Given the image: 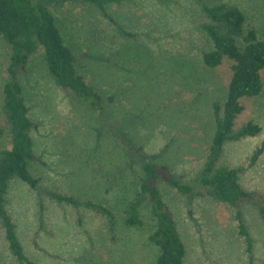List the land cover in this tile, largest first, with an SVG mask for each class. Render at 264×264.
Returning a JSON list of instances; mask_svg holds the SVG:
<instances>
[{
    "label": "rangeland",
    "instance_id": "obj_1",
    "mask_svg": "<svg viewBox=\"0 0 264 264\" xmlns=\"http://www.w3.org/2000/svg\"><path fill=\"white\" fill-rule=\"evenodd\" d=\"M54 11L66 42L77 56L79 71L104 95L98 118L86 104L55 85L40 55L21 76L37 155L34 173L40 185L80 200L105 203L116 217L110 232L105 216L83 206L58 203L12 179L5 206L25 255L37 264H156L159 249L149 240L155 222L147 204L141 226L124 221L127 203L139 190L141 157L129 154L125 140L165 165L184 181H194L214 133L212 102H223L231 61L208 68L201 58L211 47L198 24L204 15L194 0H133L108 5V12L136 38L120 35L90 4L43 0ZM246 14V30L264 39V0H226ZM51 3V4H50ZM53 3V4H52ZM52 5V6H51ZM10 51L0 37V116L5 66ZM263 89L243 99L236 127L248 121L261 131L225 144L220 164L242 167L241 183L264 205V154L250 157L264 141ZM0 140V149L8 147ZM193 198L161 183L186 246L188 264H264V223L256 207L241 203L252 237L249 254L239 234L234 207L215 200L195 183ZM0 264H19L9 251L0 224Z\"/></svg>",
    "mask_w": 264,
    "mask_h": 264
},
{
    "label": "trees",
    "instance_id": "obj_2",
    "mask_svg": "<svg viewBox=\"0 0 264 264\" xmlns=\"http://www.w3.org/2000/svg\"><path fill=\"white\" fill-rule=\"evenodd\" d=\"M124 1L133 0L51 2L58 7L66 2L93 5L115 26L120 35L136 38V33L126 30L107 10L108 5ZM194 1L204 15L198 27L211 43V47L201 53L202 62L208 68H215L225 59L231 61V76L227 83L225 98L223 102L215 100L211 105L214 133L204 163L194 181H184L165 165L148 159L132 141L125 140L128 153H138L141 157V175L139 190L125 208L124 221L128 226H141L143 224L141 207L144 204L149 206L155 222L149 240L159 249L156 264H188L186 246L172 212L163 199L161 183L188 198H193L197 194L193 185L200 183L207 186V193L215 200L236 208L237 229L244 237L249 254L252 250V237L242 211L237 209L238 206L243 202L252 203L264 223V205L256 202L255 193L245 189L241 183L244 169L240 166L228 167L220 164L226 143L241 141L261 131V126L253 121L236 127V119L244 110L243 99L259 95L263 89L264 39L259 38L254 29L246 30V14L238 6L226 0ZM52 8L43 0H0V37L10 51L9 62L5 66L6 81L2 89L3 103L0 116V140L7 136L9 143L8 147L0 149V224L7 247L19 264L37 263L25 255L15 224L5 206L12 179L21 180L58 203L73 207L83 206L105 216L112 233L116 226L115 213L105 203L80 200L45 188L40 185V178L34 173L37 155L31 132L36 125L29 115L30 109L21 81V76L32 58L40 55L55 85L73 98L83 101L98 118L105 112L103 92L79 71L76 53L66 42ZM263 154L264 141L253 151L250 164L253 165ZM252 259L250 254L249 264H255Z\"/></svg>",
    "mask_w": 264,
    "mask_h": 264
}]
</instances>
